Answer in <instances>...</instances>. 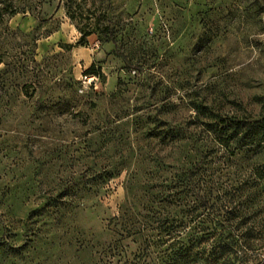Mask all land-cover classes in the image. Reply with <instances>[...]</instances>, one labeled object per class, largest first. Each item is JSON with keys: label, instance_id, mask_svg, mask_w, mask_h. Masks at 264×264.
I'll return each mask as SVG.
<instances>
[{"label": "rangeland", "instance_id": "1", "mask_svg": "<svg viewBox=\"0 0 264 264\" xmlns=\"http://www.w3.org/2000/svg\"><path fill=\"white\" fill-rule=\"evenodd\" d=\"M21 1L0 37V264H95L130 173L177 156L153 134L199 136L202 105L258 113L264 0H74V20L60 0ZM104 25L114 43H80Z\"/></svg>", "mask_w": 264, "mask_h": 264}, {"label": "trees", "instance_id": "2", "mask_svg": "<svg viewBox=\"0 0 264 264\" xmlns=\"http://www.w3.org/2000/svg\"><path fill=\"white\" fill-rule=\"evenodd\" d=\"M60 1L74 20V0ZM27 9L21 0H0V37L5 20ZM79 30L80 43L92 33L115 41L108 25ZM197 113L202 136L180 126L153 134L175 145L177 156L130 173L95 264H264V98L255 116H223L203 105ZM117 175L108 170L105 179ZM62 195L59 213L75 207Z\"/></svg>", "mask_w": 264, "mask_h": 264}]
</instances>
